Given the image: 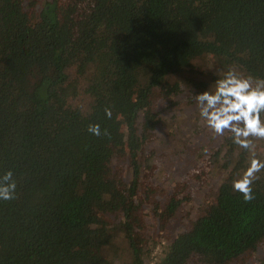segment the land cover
Here are the masks:
<instances>
[{"label": "trees", "instance_id": "16d2710c", "mask_svg": "<svg viewBox=\"0 0 264 264\" xmlns=\"http://www.w3.org/2000/svg\"><path fill=\"white\" fill-rule=\"evenodd\" d=\"M78 54L85 107L68 102L79 90L66 86ZM199 57L264 78V0H0V175L11 170L17 185L14 199L0 200V264H112L105 247L114 229L128 264H145L144 198L133 197L148 157L138 154L158 126L156 94L194 87L168 79ZM91 65L96 72L84 76ZM93 124L101 135L88 131ZM251 187L245 201L221 183L159 264H233L258 252L264 184ZM186 200L154 201V223L162 228Z\"/></svg>", "mask_w": 264, "mask_h": 264}, {"label": "rangeland", "instance_id": "374dc122", "mask_svg": "<svg viewBox=\"0 0 264 264\" xmlns=\"http://www.w3.org/2000/svg\"><path fill=\"white\" fill-rule=\"evenodd\" d=\"M83 56L78 54L72 58L74 62L69 66V80L66 86L71 92L79 89L74 96L71 95L68 102L73 106L85 107L90 98L83 93L85 82L77 75L78 63ZM105 68L104 65H100L98 70L103 72ZM94 71V66L91 65L84 76L93 75ZM226 71L212 64L211 57H199L187 70L168 79L174 82L177 78L181 80L190 78L195 84L194 87L181 85L180 91L172 93L167 98L156 94L153 109L159 122L156 130L143 143V153L140 150L138 154L141 156L145 153L148 163L146 166L143 163L138 167L140 174L137 195L133 197L134 202L140 201L142 196L144 198L145 207L141 211V219L144 224L142 232L146 239L145 264H159L165 256L169 238L184 231L187 223L195 218L206 204L215 202L219 185L223 182L233 183L234 179L242 175L253 158L249 151L233 143L230 133L225 132L223 136H217L211 132L199 115L196 93L213 90L215 80L221 78ZM97 80L101 90H106L105 81L98 77ZM201 81L204 87H201ZM206 83L209 85L205 86ZM229 138L231 139L226 142L225 139ZM254 144L255 157L264 162V140H254ZM118 168L123 176H132V168L129 165H123L121 161ZM257 176L259 178L253 184L255 182L264 184V169L257 173ZM175 193L180 197H188V200L180 204L177 215L164 221L161 228L154 223L150 214L152 204L154 201L163 204ZM147 226L150 227L145 229ZM113 232L114 235L110 244L105 247V252L112 260V264L116 262L128 264L130 253L124 234L117 229ZM263 259L264 244H261L254 255L243 256L233 264H258ZM190 261L192 262L190 264H203L200 259L193 262L194 259L190 258Z\"/></svg>", "mask_w": 264, "mask_h": 264}, {"label": "clouds", "instance_id": "9594fccd", "mask_svg": "<svg viewBox=\"0 0 264 264\" xmlns=\"http://www.w3.org/2000/svg\"><path fill=\"white\" fill-rule=\"evenodd\" d=\"M195 100L199 115L211 132L217 136L230 133L234 144L252 154L249 166L232 183L245 201H251V186L259 178L257 173L264 169V162L255 157L254 144V140H264V78L244 75L230 67L215 80L213 90L196 93ZM105 113L111 118L110 109H105ZM88 131L101 135L98 124L89 125ZM16 187L11 170L0 175V200L14 199Z\"/></svg>", "mask_w": 264, "mask_h": 264}]
</instances>
